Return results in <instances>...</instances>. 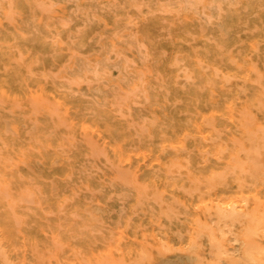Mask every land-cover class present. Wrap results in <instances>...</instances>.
<instances>
[{"label": "bare ground", "instance_id": "1", "mask_svg": "<svg viewBox=\"0 0 264 264\" xmlns=\"http://www.w3.org/2000/svg\"><path fill=\"white\" fill-rule=\"evenodd\" d=\"M0 264H264V0H0Z\"/></svg>", "mask_w": 264, "mask_h": 264}]
</instances>
